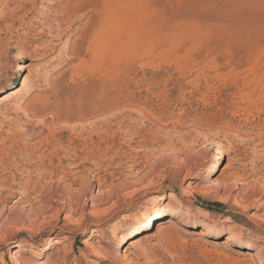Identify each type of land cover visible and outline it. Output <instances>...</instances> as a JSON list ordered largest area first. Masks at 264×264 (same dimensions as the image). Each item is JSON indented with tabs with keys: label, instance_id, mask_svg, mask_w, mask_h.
<instances>
[{
	"label": "rangeland",
	"instance_id": "1",
	"mask_svg": "<svg viewBox=\"0 0 264 264\" xmlns=\"http://www.w3.org/2000/svg\"><path fill=\"white\" fill-rule=\"evenodd\" d=\"M24 79L0 106V264L54 242L55 264H264V0H0V95ZM86 102L109 111L52 157L33 135Z\"/></svg>",
	"mask_w": 264,
	"mask_h": 264
},
{
	"label": "bare ground",
	"instance_id": "2",
	"mask_svg": "<svg viewBox=\"0 0 264 264\" xmlns=\"http://www.w3.org/2000/svg\"><path fill=\"white\" fill-rule=\"evenodd\" d=\"M24 7V6H23ZM54 9V8H53ZM58 9V8H57ZM73 12V11H72ZM85 12V11H84ZM56 13V12H55ZM58 14V13H57ZM52 15V14H51ZM43 16V15H42ZM52 18V17H51ZM98 19V18H97ZM51 20V19H50ZM42 21V20H41ZM62 21V20H61ZM46 22V21H45ZM53 22V21H52ZM64 22V21H63ZM38 23V22H37ZM56 23V22H55ZM68 24V23H67ZM93 25V24H92ZM95 25V24H94ZM93 25V26H94ZM59 26V25H58ZM92 26V27H93ZM92 29V28H91ZM53 30V29H52ZM85 31V30H84ZM84 34V33H83ZM92 35V34H91ZM89 36V35H88ZM84 39V38H83ZM87 43V42H86ZM86 45V44H85ZM66 47V46H65ZM70 48H72L71 46H70ZM64 50V49H63ZM65 53V52H64ZM62 57V56H61ZM34 58V57H33ZM50 66V65H49ZM28 68V65H25L24 64V66L22 67V69H27ZM29 68H30V66H29ZM37 68V67H36ZM28 70V69H27ZM31 70V69H30ZM37 71V70H36ZM68 72V71H67ZM37 75V74H36ZM35 76V75H34ZM46 80V79H45ZM43 83V82H42ZM41 84V83H40ZM43 85V84H42ZM28 88H29V81L27 80V79H24L23 81H22V83H21V85L19 86V87H17V88H14V89H12V90H10V91H8V92H6V93H3L2 95H0V106H3V105H6V104H8V103H10V102H12V100H14V99H16V98H18L19 96H21L22 94H24V93H26L27 91H29L28 90ZM94 88V87H93ZM96 91V90H95ZM44 92V91H43ZM81 93V92H80ZM90 93V92H89ZM101 95V94H100ZM75 96V95H74ZM93 96V95H92ZM118 96V95H117ZM65 97V96H64ZM100 97V96H99ZM127 97V96H126ZM69 98V97H68ZM67 98V99H68ZM77 98V97H76ZM75 98V99H76ZM33 99V98H32ZM74 99V100H75ZM122 99V98H121ZM120 99V100H121ZM123 99H125V98H123ZM36 100H37V98H36ZM69 100V99H68ZM73 100V101H74ZM86 100H88V99H85V101ZM120 100H117V101H120ZM67 101V100H66ZM76 101V100H75ZM80 101V100H79ZM90 101V100H89ZM88 101V102H89ZM114 101L116 102V100L114 99ZM113 101V102H114ZM29 102V101H28ZM33 102V101H32ZM69 102H70V100H69ZM84 102V101H83ZM92 102V101H91ZM79 103V102H78ZM93 103V102H92ZM99 103V102H98ZM105 102H101V104H104ZM137 103V102H136ZM27 104V103H26ZM84 105H86V104H88L87 102H86V104L85 103H83ZM82 104V105H83ZM122 104V103H121ZM18 105V104H17ZM46 105V104H45ZM77 105V104H76ZM75 105V106H76ZM79 105H81V104H79ZM83 105V106H84ZM30 106V105H29ZM83 106H82V108H83ZM119 106H122V105H118V104H113L110 108H118V110H119ZM72 107H74V105L73 106H70V108H68L69 109V111H70V109H71V112H73V109L74 108H72ZM77 107V106H76ZM79 107V106H78ZM85 108L84 109H81V107H80V109H81V111H79V112H75V113H70L69 115H66L65 113V111H67V109L65 110V107H64V109H62L63 111H64V113H57L58 112V110L57 111H55V109H54V112H56L57 114H55L54 116H55V118H54V120L53 121H51V123H47L46 125H47V129H48V135H46V136H43L41 133H39V134H36L35 133V135H33V136H37V137H39L40 138V145L41 146H45V148H47L48 150H49V152H50V155L52 156V157H56V156H58V151H59V149L57 148V145H58V141L59 140H57V139H55V137H56V131L57 130H59V128L61 129V127L63 128V129H67V130H69L70 132H71V134L72 133H74L78 128H81L82 130H85L86 131V129H88V127L90 126V124H86V123H88V122H90L91 120H94V121H96L97 120V118H103V115L101 114V113H103L104 112V115H105V112L106 111H109L108 109H109V107H104V106H101V105H92V104H88V106H84ZM54 108V107H53ZM123 108V107H122ZM121 108V109H122ZM131 108H132V106H131ZM18 109H19V107H18ZM22 109V111H29V112H31L32 114H34L35 116H39L41 113H42V111H44V110H42V109H37V110H32L31 109V106H30V108L28 107V105H24V106H22L21 105V107H20V109L19 110H21ZM36 109V108H35ZM48 109V108H47ZM49 109H50V107H49ZM79 109V108H78ZM78 109H76V110H78ZM12 110V109H11ZM51 110H52V107H51ZM75 110V109H74ZM75 110V111H76ZM117 110V112H119ZM61 111V110H60ZM69 111L67 112V114L69 113ZM114 112H115V110H113ZM112 111V109L110 110V113L111 112H113ZM121 111V110H120ZM14 112V111H13ZM20 112V111H19ZM53 112V111H52ZM15 113V112H14ZM49 114V113H48ZM100 114H101V116H100ZM139 114H141V113H139ZM33 115V116H34ZM42 115V114H41ZM2 116V115H1ZM13 116V115H12ZM19 116V115H18ZM122 116V115H121ZM141 116V115H140ZM40 117V116H39ZM42 117V116H41ZM2 118H4V117H2ZM99 118V119H100ZM15 119V118H14ZM130 119V118H129ZM16 120V119H15ZM47 121V120H46ZM93 121V122H94ZM99 121V120H98ZM4 122V121H3ZM2 122V123H3ZM18 122H19V120H18ZM17 123V122H16ZM43 123V122H42ZM37 124V123H36ZM1 125V124H0ZM85 125H87L88 127L85 129ZM95 126V125H94ZM92 128V127H91ZM80 129V130H81ZM94 129V128H93ZM92 129V130H93ZM91 130V129H90ZM25 131V130H24ZM34 131V130H33ZM41 131V130H40ZM38 132V131H37ZM96 132V131H95ZM91 133V132H90ZM31 134H32V132H31ZM74 134H76V133H74ZM11 136V135H10ZM68 136V135H67ZM73 137V136H72ZM96 137V136H95ZM36 138V137H35ZM83 139V138H82ZM151 140V139H150ZM93 141V140H92ZM149 142V141H148ZM69 143V142H68ZM85 145V144H84ZM2 146L3 147H1V148H3L2 150H4V147H5V144L4 143H2ZM86 151H84V149H82V151H84V156H85V159L86 160H88L89 162H92V160L93 159H95L98 155H101V156H104V152H97L95 149H94V147H93V143L92 142H90V143H86ZM104 146H105V149L107 150V148H108V146L106 145V144H104ZM59 147H60V149L61 150H63V151H65V153H69V154H71V153H73V154H75V152H76V147H75V145H74V143H73V141L72 140H70V146L67 148V149H65L63 146H61V145H59ZM106 150H104V151H106ZM108 151V150H107ZM81 152V151H80ZM123 152V151H122ZM78 154V153H77ZM82 154V153H81ZM103 154V155H102ZM79 156V155H78ZM123 156V155H122ZM1 157V156H0ZM75 157H76V155H75ZM82 157V156H81ZM75 159V158H74ZM113 168V167H112ZM111 169V168H110ZM78 173L79 172H72V173H70L71 175H78ZM262 186H264V184L262 185ZM16 203V202H15ZM256 203V202H255ZM258 203V202H257ZM183 201H182V199L181 198H177V197H170V199H169V202H168V204H166V205H164L162 208H160V212H161V214L159 215V218H160V222H158V225H160V224H163V223H168V222H170V220L169 219H166L165 217H167L171 212H173V210L174 209H180L182 206H183ZM151 205V204H150ZM159 204H157V203H155L154 205H152V206H144V207H142L141 208V213L140 212H135L134 214H132L133 216H132V218L127 222L126 221V223H125V225H124V228H125V230H129L130 228H132L133 226H136L137 224H139L140 222H142V220H144V219H146L148 216H151V215H153V213H155L158 209H159ZM199 209V211H200V213H202V214H204V213H207V211L206 210H204V209H201V208H198ZM11 221V220H10ZM7 222V221H6ZM12 223V222H11ZM60 228H58V230H59ZM124 230V229H123ZM114 237L116 236L115 234L113 235ZM123 239V237H121V240ZM224 243H226V244H229V245H231V246H234V247H241L242 246V243H241V241L238 239V238H236L235 236H233V235H226L225 237H224ZM56 248H57V250L58 251H56L55 253L53 252V251H47V249H45V248H43V249H41L39 252H35L34 250H32V253L34 254L35 253V256H34V259L32 260V261H30V262H28L27 264H37V262H39L41 259H46V258H51V257H54V264H55V262H57V261H59L60 259H62L64 256L63 255H60V252L62 251V253H63V251H65V248H67V245L66 244H62V245H59V243L58 242H54V244H53ZM246 257H248L250 260H252V261H257L258 263H262V261H263V258H262V256H261V254L258 252V251H251V250H247V251H245L244 253H243ZM22 260V259H21ZM22 264V263H21Z\"/></svg>",
	"mask_w": 264,
	"mask_h": 264
}]
</instances>
